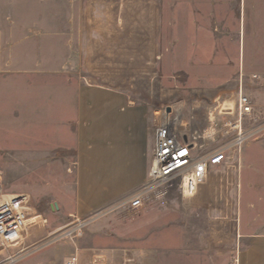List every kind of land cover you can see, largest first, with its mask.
Here are the masks:
<instances>
[{
  "label": "crops",
  "instance_id": "obj_1",
  "mask_svg": "<svg viewBox=\"0 0 264 264\" xmlns=\"http://www.w3.org/2000/svg\"><path fill=\"white\" fill-rule=\"evenodd\" d=\"M22 5L25 0H0V146L48 164L40 170L59 168L46 162L49 156L76 151L73 192L60 189L55 201L63 219L90 214L143 184L155 149L154 111L146 101L84 87L69 76L87 43H120L123 27L129 28L125 40L138 43V28L145 27L146 42L176 44L168 57L186 74H264V0H65L64 50L56 44L63 33H34L56 21L11 18ZM242 160L239 180H228L239 187V264H264V137L244 147ZM224 170H214L209 182ZM85 244L42 245L24 264H61L75 247L79 264H91L98 247ZM105 250L112 256L113 249ZM133 250L135 264L159 263L150 247Z\"/></svg>",
  "mask_w": 264,
  "mask_h": 264
},
{
  "label": "rangeland",
  "instance_id": "obj_2",
  "mask_svg": "<svg viewBox=\"0 0 264 264\" xmlns=\"http://www.w3.org/2000/svg\"><path fill=\"white\" fill-rule=\"evenodd\" d=\"M66 15L65 0H54L53 3L25 0V6L11 12L13 19L56 21L57 24L51 26L36 27L34 33L37 29L63 33L56 37L58 48L63 50ZM122 18L128 19L129 12L123 11ZM164 28L155 26V31ZM128 30V27L122 28L120 43L102 46L87 43L84 51L79 53L73 71L68 68L73 82L84 87L120 92L127 99L146 101L153 108L154 125L159 110L175 106L183 110L187 120L193 118L198 127L208 125V109L224 101L236 100L243 76L244 91L254 106L250 116L253 120L247 125L264 124V74L257 75L260 80L241 72L228 76L186 74L179 68L177 58L168 57V51L173 45L176 49V44L146 42L149 30L145 27L138 28L139 42L130 43L125 40ZM164 33L169 35L170 30L166 29ZM256 82L260 86H256ZM263 137L264 133L249 143L263 140ZM14 141L8 143L9 147L15 146ZM242 154L239 160L230 163V167H225L223 176H215L218 180L214 178L202 187L205 190L203 196L199 194L193 200H184L176 184L164 185L146 194L143 208L132 210L127 201L146 185L147 175L143 184L128 188L110 204L84 216L63 219L55 201L59 198L58 190L65 189L68 195L73 192L78 166L76 151L47 158V163L59 164L60 169L40 170L41 166L48 164H40L33 155L5 153L0 146V189L12 194H26L32 216L38 215L44 220L31 229V237L26 241L28 246L65 242L76 246L82 241L85 245L98 247L93 252L91 264H135L133 249L144 250L147 246L152 249L153 258L158 259L157 264H239V187L231 185L228 180L232 175L239 180L244 169ZM25 158L26 161H22ZM253 176L258 178V172L255 171ZM227 194L233 203H226ZM77 218L86 221V225L75 231L72 238L64 237L65 231L78 225ZM108 248L113 249L109 251L110 257L104 252ZM77 252L78 247H75L72 256L78 257ZM30 255L15 264H24ZM78 260L80 263L79 257Z\"/></svg>",
  "mask_w": 264,
  "mask_h": 264
},
{
  "label": "built area",
  "instance_id": "obj_3",
  "mask_svg": "<svg viewBox=\"0 0 264 264\" xmlns=\"http://www.w3.org/2000/svg\"><path fill=\"white\" fill-rule=\"evenodd\" d=\"M243 78L240 79L236 100L218 103L207 110L208 125L202 130L195 126L193 118L187 120L183 110L175 106H165L157 112L155 149L147 183L129 198V208H143L147 193L171 184L178 186L184 200L195 199L209 182L214 170L230 167L232 161L240 159L247 143L261 137L264 124L247 125L253 120L250 116L254 106L244 91ZM252 79L261 78L253 75ZM29 203L26 194H12L0 189L1 264H15L42 247L39 243L26 245L31 237V229L44 222L41 216H32ZM77 223L63 236L72 238L75 231L86 225V221L79 218ZM65 264H79L78 257H70Z\"/></svg>",
  "mask_w": 264,
  "mask_h": 264
},
{
  "label": "bare ground",
  "instance_id": "obj_4",
  "mask_svg": "<svg viewBox=\"0 0 264 264\" xmlns=\"http://www.w3.org/2000/svg\"><path fill=\"white\" fill-rule=\"evenodd\" d=\"M31 211H32V209H31Z\"/></svg>",
  "mask_w": 264,
  "mask_h": 264
}]
</instances>
